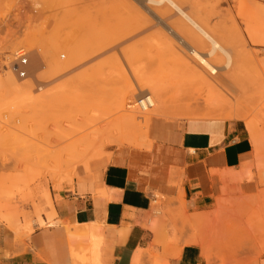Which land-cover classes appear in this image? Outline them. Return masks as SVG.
<instances>
[{
	"label": "rangeland",
	"instance_id": "374dc122",
	"mask_svg": "<svg viewBox=\"0 0 264 264\" xmlns=\"http://www.w3.org/2000/svg\"><path fill=\"white\" fill-rule=\"evenodd\" d=\"M208 1L211 0L203 1L204 7L213 5L216 10L213 13H216L212 15L214 18L204 15L203 21L210 17V21L208 17L204 24L218 34L221 44L235 57L234 61L239 57L234 62L236 69L229 71L223 64L219 65L218 88L200 91L195 88L197 83L194 86L189 83L191 80L195 83L191 76L182 75L185 73L180 66L183 60L176 58L182 53L174 52L178 46L176 48L173 39H169L170 44L167 33L125 27L126 21L137 22L136 14L124 13L107 18L99 15L90 17L84 12L75 17L61 13L56 0H0V222L16 234L18 241L31 235L35 222L44 226L41 224L43 216H55L53 191L59 193L63 185L73 184L81 171L91 174L110 160L115 149H146L125 140L128 128L127 136L144 135L151 144L154 143L156 122L183 123L189 118L234 121L236 119L225 116L205 117L213 107L211 104L226 99L224 108L245 114L255 123L256 138L264 137V111L263 108L258 109L264 100V2L213 0L212 4ZM76 4L87 8L104 6V2L99 0H80ZM80 20H83L82 24L78 23ZM212 27H215V32ZM23 35L30 37V41L19 43L11 51V42ZM36 45L44 54L67 45L70 50L78 49L81 55L76 68H71L63 76L58 74L59 78L52 72V58H49L51 63L46 60L45 68L39 73L54 82L47 84L46 90L52 97L46 106H39L40 83H34L33 73L29 72V77L23 81L33 82L31 93L34 99H30L31 94L13 97L6 83L7 72L11 69L9 64L15 62L14 53L25 49L32 56ZM61 54L67 55L65 51H60L58 56ZM185 80L187 85L182 82ZM156 81L171 87L167 93L169 104L166 113L152 117L154 119L148 124L141 118L136 119L142 127L138 131L134 126L123 127L120 131L116 129L121 127L117 126L118 120L124 115L119 113L122 111L119 104L126 99L125 103L128 101L127 104L132 105L134 102L135 105V87ZM60 85L65 86L64 90L62 87L59 89ZM224 91L228 96L222 98ZM193 111L196 113L190 114ZM62 136L70 138L69 141L66 142ZM58 151L65 156L60 159ZM154 213L159 218L164 216L159 208H155ZM183 216L177 215L175 222L182 223ZM225 217L215 226L194 225L189 228L183 223L169 230L177 239L189 236L185 245L193 238L205 239L211 247L212 258L207 264H246L252 251L264 252V227L260 225L264 212L232 210Z\"/></svg>",
	"mask_w": 264,
	"mask_h": 264
},
{
	"label": "crops",
	"instance_id": "0c3cea01",
	"mask_svg": "<svg viewBox=\"0 0 264 264\" xmlns=\"http://www.w3.org/2000/svg\"><path fill=\"white\" fill-rule=\"evenodd\" d=\"M217 120L156 122L146 149H115L53 191L55 216L35 222L28 238L18 241L0 222V264L211 263L205 239L185 245L189 236L169 228L215 226L232 210L264 212V137L240 120ZM246 264H264V252L252 251Z\"/></svg>",
	"mask_w": 264,
	"mask_h": 264
},
{
	"label": "bare ground",
	"instance_id": "6f19581e",
	"mask_svg": "<svg viewBox=\"0 0 264 264\" xmlns=\"http://www.w3.org/2000/svg\"><path fill=\"white\" fill-rule=\"evenodd\" d=\"M56 1L58 2L57 4H59V8L62 11L61 13L65 14V15L67 14V16L68 15L69 16L74 15L76 17V16L85 12V14L89 15L90 17L99 15V16H103V17L105 16L107 18H109L108 16H111V18H115L116 16L118 17L120 15H123L124 13L125 14L131 13V15L133 13L134 15L135 14L137 15L138 19H136V17H135L137 22H134L135 20H132L133 22L126 21L125 22L126 25L123 23L126 28H133V27L137 28L138 27L139 29L144 28L146 30L156 29L157 32H159V30H161V31L163 30L165 32V34L167 33L166 35L168 37H170L168 39L166 38L169 42L171 39H173L172 41L176 42L175 45H176V48L178 46V48H177L178 50H176V48H175L176 51H174V52L180 51L179 53L183 54V55L181 54L182 56L180 55V57H176L179 54V53H177L175 56L176 58H178V60H179V58H180V61L183 60L182 65H180L181 64L180 62H178V63H180L179 65L181 66L183 71L186 73V74L182 73V71H181L182 75L184 74L186 76L188 74L189 77L191 76L192 78L190 77V79H194L195 83H194V81L192 82V80L189 83L193 84V86L197 83L198 85L196 84V87H195L197 90L202 91V90L207 89V91H208V90L216 89V87L217 88L219 87V84H220L219 83V71H220V67H221V66L219 67V65L223 64L224 68L226 70H229V71H230V69H236V66H235L236 63H234V62H236V60L239 56H237V58L234 61L233 58H235V57H232L231 52L221 44V42H220L221 40L217 36L218 34L216 35V32H215L216 30L214 29L215 27H212V30L214 29V32H215V33H213V31H211L209 28H207L206 25L204 24L205 20H208L209 16L211 17L214 13H216V12L213 13V11H216V10L214 9L215 6L211 5V3H210L211 7L210 6H209V8L204 7L205 5L203 4V1H206V0H99V1L104 2V6L100 5V6L90 7V8L81 7V6L77 5L76 2H78L80 0H56ZM208 2H212V4H213V0L208 1ZM40 6L41 5H39L38 7H40ZM204 15H209V16H207L206 19L203 21L202 17L205 18ZM210 17H209V21H210ZM82 21L83 20H80V21H78V23L82 24ZM226 22H228V21H226ZM134 23H136V24H134ZM208 23H210V22H208ZM25 37H26V35L25 36L23 35L22 38L21 37L18 39L16 38V40H14V43L12 41L11 46H10L11 51L13 48L16 49L17 46H19L18 45L19 43L24 44L25 42L30 41L29 40L30 37L29 38H25ZM221 39H222V37H221ZM168 41H166V42H168ZM34 44H37V43H34ZM170 44H171V42H170ZM68 46H70V45H68ZM168 46H169V44H168ZM36 47H37V45H36ZM34 48H35V45H34ZM37 48L32 50L34 53L32 54V56H30L31 57L30 58L31 59V62H30L31 65L29 64V66L27 67V70H28V72L33 73V76L35 77L34 83H40L38 86L39 96L37 95L39 97V106H46L49 103L50 97H52V96H50L52 94L46 89L48 88L47 86L49 85L50 81L53 82V80L49 81L48 78H45V77L43 78L39 73L41 69L45 68L44 64H45L46 60L49 58L50 59L52 58V64H53V69H54V70L52 69L53 70L52 72H54V75H56L57 78H59L58 74H61L60 76H63L62 74H64V75L68 74L67 72H69V70H72L71 68H73V67L76 68L75 65L77 66V64L80 62V56L81 55L79 54L78 49H77L78 51L76 49H73V48H71V50H70L69 49L70 47L68 48L67 45L66 46L62 45L61 48H58L55 52H52L50 54H47L48 51H45V49H44V51H45V54H44L43 51H40V47L38 49ZM41 50H42V47H41ZM60 51H65L67 53V55L61 54L58 56ZM172 54H174V53H172ZM30 55H31V53H30ZM181 58H184V59H181ZM50 59H49V62L51 63ZM9 65H10V68L12 70L9 69L10 71L7 72L6 83H8L9 87L7 89L10 90L11 95L13 97H17V96H22V95L25 96L24 94H26V95L31 94V96L30 95H28V96H30V99H34L35 97L33 96L34 97L33 98L32 97L33 93H31L32 89H33V82L28 81V80L27 81H23V80L21 81L18 78V76L15 75L13 62ZM234 66H235V68H234ZM258 67H259V65H258ZM229 71L227 73H229ZM70 72H72V71H70ZM181 73H180V75H181ZM50 74H52V73H50ZM237 75H238V73H237ZM49 76H51V75H49ZM0 80H2V79H0ZM186 80L182 81V82H183V84L187 85ZM136 82H137V80H136ZM69 83H70V81H69ZM154 83L149 84V85L146 84L147 86L142 85L143 87L142 86L139 87V85H137L135 87V91H134V89L131 90V92L134 91L136 93L135 105H133L134 102L132 103V105H128L127 104L128 101L125 103L126 99H125V101H123L122 104H119L120 108L122 110V111L120 110L121 112H119V113H124V115L123 114H122L123 116L120 115L121 117L119 119H121V120H118L119 125H117V126H121V127H118L116 129H118L120 131V129H122L123 127L125 129L127 126H134L135 129H137V131H138V130H141L142 127H141V123H139L140 121H136V119L141 118L144 120L143 123L148 124L151 121L152 117H159V116L166 113V111H167L166 107L169 104V101L167 100L168 99L167 93L170 92L171 87L169 86V84H167V85H165V84L160 85L159 83L157 84V81L155 84ZM3 84H5V83H3ZM71 85H72V81H71ZM63 86L64 85H62V86L60 85L59 89H61V87H62V90H64ZM197 86H200V88ZM185 88H187V87H185ZM173 90H175V89H173ZM61 92L62 91L60 90V93ZM28 96H27V98H28ZM227 96H228V94L225 91H224L223 95H221L222 98H225ZM191 100H193V99H191ZM225 102H226V99L222 100V102H220V100H219V103L211 104V106H213V107L210 108L208 113H206L205 117L206 118H217V117L220 118V117L225 116L228 118L240 120V121L244 122L246 124L248 130L251 133H253L254 129H255V123L240 111L230 110V109L224 108ZM261 108H263V111H264V100H261V103H260V106L258 109L261 110ZM169 110H170V108H169ZM195 113L193 111L190 114L194 115ZM137 114H138V116H137ZM117 115H119V114H117ZM195 120H204V119L189 118L187 121H195ZM219 120H221V119H219ZM219 120H217V121H219ZM128 129L125 130V134H124L125 136L123 135L125 140L129 144L131 143V144H135L136 146H139V147H146V144H148L147 143V137L144 135H139L138 137L137 136L135 137V136H133L134 134L132 136H129V135L127 136L126 132L127 131L129 132ZM122 131H124V130H122ZM64 134H66V133H64ZM68 135H70V134H68ZM91 135L93 136V134H90V138L92 137ZM60 136L57 138H60ZM82 136H84V135H82ZM77 137H76L77 140H75V138H74L75 143H77V141H79ZM85 137H87V136H85ZM85 137H84V139H86ZM95 137H97V136L95 135ZM90 138H87V139H90ZM62 139H66V142H67V140L69 141L70 138L69 139L63 138V136H62ZM91 139H93V138H91ZM74 140H73V142H74ZM59 142H61V141H59ZM73 142H71L72 145H73ZM62 143H63V141H62ZM121 145H123V144H121ZM120 147H122V146H120ZM55 148H56V146H55ZM59 153L62 155V152H59ZM51 155H52V153H51ZM61 155H60V159H61V157L65 156V154H64V156L63 155L61 156ZM55 156H57V155H55ZM226 201H227L226 199L220 200V202H226ZM41 224L46 225L47 222L42 221ZM93 250H95V248ZM96 262H98V261L96 260Z\"/></svg>",
	"mask_w": 264,
	"mask_h": 264
},
{
	"label": "built area",
	"instance_id": "2783aa9c",
	"mask_svg": "<svg viewBox=\"0 0 264 264\" xmlns=\"http://www.w3.org/2000/svg\"><path fill=\"white\" fill-rule=\"evenodd\" d=\"M14 70L16 75L21 80H26L29 77L27 67L30 64V54L25 49H19L14 53Z\"/></svg>",
	"mask_w": 264,
	"mask_h": 264
}]
</instances>
